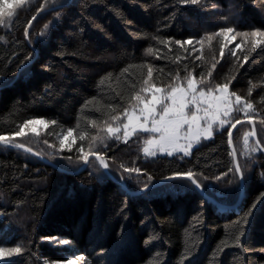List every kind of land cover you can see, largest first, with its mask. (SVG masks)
<instances>
[{"label":"trees","instance_id":"trees-1","mask_svg":"<svg viewBox=\"0 0 264 264\" xmlns=\"http://www.w3.org/2000/svg\"><path fill=\"white\" fill-rule=\"evenodd\" d=\"M198 1L27 0L0 25V135L12 138L25 121L40 120L49 142L69 129L74 142L54 155L41 140L16 139L46 163L0 146V247L23 249L3 264L77 257L86 258L79 264H264V45L252 50L248 42L221 56V37L205 39L215 23L264 31V0ZM149 67L158 87L190 75L214 87L227 83L252 104L261 150L250 139L257 150L245 156L249 124L215 130L188 156L147 157V136L104 137L101 126L130 107ZM87 153L102 157L113 179L95 159L85 165ZM189 171L204 195L187 179L140 192Z\"/></svg>","mask_w":264,"mask_h":264},{"label":"snow or ice","instance_id":"snow-or-ice-1","mask_svg":"<svg viewBox=\"0 0 264 264\" xmlns=\"http://www.w3.org/2000/svg\"><path fill=\"white\" fill-rule=\"evenodd\" d=\"M186 3H192L196 4L198 0H185ZM25 3V0H19V4L17 7L20 5H23ZM15 15L14 10H10L8 6V0H0V25H4L6 21H10L11 18ZM35 19V17H33ZM45 28H47V25H45ZM234 29L232 28H223L219 32L207 36L205 39H207L209 42L213 40L214 37H225L228 38L229 34L233 33ZM242 37V43H246L249 39H251V46L252 50H255L257 47L264 45V31H261L259 29L254 30L252 32H236L235 35L231 36V40H235L236 37ZM161 43H165L164 41H161ZM177 44H181L182 42L176 41ZM185 43L191 44L192 41H186ZM197 43H200L203 45L204 39L198 41ZM226 45H221L220 47V55H224V47ZM236 48H241V44H237ZM231 55L235 56L236 52L235 50H230ZM153 50L148 49V53L152 54ZM199 59V57H197ZM243 59L247 61L248 56L244 55ZM215 67V64H213V68ZM125 72L127 69L124 70ZM208 75H211V72L208 73ZM152 77V70L149 67L148 73H147V78L144 79L143 83L144 85L149 84V80ZM106 79H111V74H109ZM253 87H255L253 85ZM196 89L197 85L193 82V80L189 79L188 80V88L185 90L182 87H171L170 92L167 95H157L158 93H162L163 90L161 88L155 87V85H152L151 87H143L140 92L134 93L131 97V99L135 100L137 102L136 106L133 107L132 111L130 112L128 109L124 110V115L127 117V123L123 125L125 132L124 135L128 136L129 135V129H131L132 133H135L138 129L139 130H144V131H150V132H155V133H160L159 140H149L147 143L149 145H158L159 150L162 152H167L168 155H172L173 151H183L185 155L190 154L189 149L193 146L191 142H189L186 146L185 145H180L178 141L181 139V129L185 124H187L188 127V134H191L193 130V126H196L198 130V121L202 119L203 117L198 116L195 112H192L191 116L189 117L185 109L189 108V104H196L198 103V98L196 96ZM216 90H218L221 95L217 97H212L211 93L213 89L209 88L208 89V99L205 101L208 105L206 109H204L205 116H209L210 119L213 122L219 121V125L223 127L226 123L229 121L220 119V113L223 112L224 116H229V114L233 111L232 108V101L227 95L228 93V84L224 85H217ZM151 92V98L150 99H145L144 95L142 93L145 92ZM252 88L249 89V95H251ZM189 95H191V100L186 99ZM205 92L203 90L200 91L199 93V99L203 100L205 97ZM232 96H235V104L239 105L242 103V98L235 93L231 94ZM166 100H170L171 104L165 103ZM225 101L227 103L225 104ZM93 101H89L88 103H92ZM142 105V107H140ZM157 105L160 106V113H159V119H156L157 113ZM139 108V113L140 115L137 116L135 115L136 108ZM210 110H212L210 112ZM240 111H248L252 110V104L251 103H244L243 108L239 109ZM190 111V109H189ZM199 111V108L197 109ZM140 116L144 117L145 123H139L140 121ZM151 118L152 120V127L148 128L146 126L148 119ZM113 120H119V116H112ZM29 123H32V121H25L24 126H27ZM39 123H44L45 127H47V122L39 121ZM52 124H55V121L51 122ZM240 121L237 120L235 124H232V128L236 127V124H239ZM264 123V121H262ZM78 127V125H77ZM35 131V129H33ZM73 129L68 130V135L72 134ZM109 133L115 134L119 132V128H111L109 127L108 129ZM24 134L23 133V126H21L20 131L16 132V136H20ZM186 134V135H188ZM204 135L205 137H210L212 135V124L210 123L208 127L204 130L203 133H199L195 137H192L195 142H199V136ZM248 135H255V132L252 133H246L245 134V139L244 143L247 146L248 144ZM119 137H117L118 139ZM80 139L83 140L84 137L83 135L80 136ZM97 139L96 137H93V140ZM229 144L232 143V133L229 131ZM0 143L3 144H12L14 147L18 148H24L25 146L23 144H13V141L10 140L8 137L0 135ZM259 143V141H257ZM63 140H61V146L63 147ZM26 151H31L30 148L25 149ZM69 150L71 148L69 147ZM257 149L256 147H252L251 151L255 152ZM80 152H83V148L79 149ZM146 155H155L154 151H150L149 147H145L143 149ZM232 155H235L233 152ZM98 160H100L101 164L103 167L107 168L108 164L104 162L102 157L97 156L96 157ZM82 159L84 160L85 163L88 161V156L83 155ZM237 173H241V178H242V170L239 166V164L236 165L234 169ZM125 171L131 172V171H139V169H127L125 168ZM229 171H233V169H229ZM227 175V173H225ZM184 176L191 180L193 183H196L194 179V174L189 171L188 173H185ZM217 179H220V177H217ZM197 187L199 185L197 184ZM264 198V197H262ZM256 207V204L254 203L252 205V209ZM252 209L249 210L248 213L245 214V216L242 218L244 223L248 222V217L252 214ZM239 223V222H238ZM243 235V233H241ZM235 241L237 244H239L240 241V236L235 237ZM57 243L61 244H68L69 241L67 240H58ZM222 245L227 246V241H222ZM222 250V248H221ZM23 251L22 246H16L11 249H6L4 247H0V258L4 257L6 254H20ZM76 259L84 260L86 259L85 257H77ZM67 264H76L75 260H68Z\"/></svg>","mask_w":264,"mask_h":264},{"label":"rangeland","instance_id":"rangeland-1","mask_svg":"<svg viewBox=\"0 0 264 264\" xmlns=\"http://www.w3.org/2000/svg\"><path fill=\"white\" fill-rule=\"evenodd\" d=\"M26 2H27V0H25V3ZM18 4H19V0H8L9 9L10 10H14V12H16V10L20 9L24 5L23 4V5H20L19 7H17ZM226 23L228 24L229 22H226ZM217 24L218 23H215L214 25H217ZM214 25H213V31L212 32H208L206 34L213 35V34L219 32L221 29H223V28H221L223 26H218V25H217L218 27H216L214 29ZM224 28H232V29H234V32L231 33V34H229V37L228 38H225V37H222V36L220 38L221 45H226L224 47V49H225L224 52H229V49L235 48L238 43H240V44H246L248 42H251V39H249L246 43H242L243 38L242 37H239V36H237L235 40H231V36L235 35L236 32H242V31H238L237 28L234 27L233 25H232V27L226 26ZM252 31H254V30H250L249 32H252ZM215 40L216 39L214 38L211 42H209V41L207 42V39H206V43L210 45ZM206 43H203V45H201L200 43H198L197 49L200 48V50H201L206 45ZM189 79L193 80V82L197 85L196 96L198 98V103H196V104H189V108L188 109H185V112H186V114L189 117L191 116L192 112H195L198 116L203 117L202 119H200L198 121V130H197L196 126H193V130H192L191 134H188V127L189 126L187 124H185L183 126V128L181 129V139L178 141V143L180 145H185L186 146L189 142H191L193 146L191 147V149H189V153L192 151V149L200 141L210 139L212 137V135H213V133H214L215 130L217 131V130H220V129L224 128V127L232 126V124H235L236 123L237 119L240 122L241 121H251L250 119L252 118V110L240 111L239 109L243 108L244 103H246V102L242 100V103L241 104H239V105L235 104V96H232L231 93H229V90H228L227 95L229 96V98L233 102L232 103L233 111L229 114V116H224L223 115V112H221L220 113V119H223V120H226V121H229V122L226 123L223 127H221L219 125V121L213 122L210 119V117L209 116H205V113H204V109H206L208 107L207 103L205 102L208 99V89L209 88L213 89V91L211 93V96L212 97L220 96L221 93L218 90H216V87H214L213 85L210 84L211 81L209 79L203 80V81L195 80L191 75L188 76L184 80H179V81L174 82L171 85V87H182L185 90H187V88H188V80ZM152 85H153V83H151V81L149 80V84L147 86L143 84V86L141 87V89L143 87H151ZM155 87L161 88L163 90L162 93H158L157 95H167L170 92V90H171V87H166V88L165 87H158V86H155ZM201 90H203L205 92V94H206L203 100H200L199 99V93H200ZM142 94L144 95L145 99H150L151 98V95H152V93L150 91L149 92L142 93ZM186 99L191 100V95H189ZM165 103L171 104V101L170 100H166ZM226 103H227V101H225V104ZM136 104H137V102L134 100V102L127 109L131 112L132 109H133V107L136 106ZM140 107H142V105H140ZM198 108H199V111H197ZM189 109H190V111H189ZM211 111L212 110H210V112ZM157 113L158 114L156 115V119H159V113H160V106L159 105H157ZM135 115H137V116L140 115L139 108L138 107L136 108ZM119 117H120L119 120H113L112 119L111 121L106 122V123H104L101 126V128H102V134H103L104 137L109 138V139H117V137H119L117 140H120L122 142H125V141L131 139L134 136H139V137L147 136V138L142 139V141L144 142V143H142L143 144V149L145 147H149L150 148V151H154L155 152V155H146L145 152L143 151V154L145 156H147V157H155L157 155L173 156V155H177V154H180V155H183V156H188L189 155V154L188 155H185L183 151H173V154L172 155H168L167 152L160 151L158 145H155V144L149 145L147 143V141H149V140H159L160 133H155V132H150V131H144V130H139V129L135 133H132L131 132V129H129V135L128 136H125L124 135L125 129H124L123 125L125 123H127V117L124 115V112L121 115H119ZM39 121L40 120H33L32 123H29L27 126H24L23 125V133L24 134H22L20 136L14 135V137L9 138V139L13 141V144H21V142L16 141L17 138H19L20 140L22 138L32 139V140H36V139L37 140H41L42 141V144H43L41 146V149L43 151L47 152L48 154H52L53 153L54 155L58 154L61 151H69V147L72 148L74 142H73L72 136L71 135H68V131L62 132L61 134L53 137V139L51 140V142H49V140H48V137L49 136H46L45 133H44L45 132V129H46L45 124L44 123H39ZM139 123H145L143 116H140ZM210 123L212 124V135L210 137H205L204 135H200L199 136V142L198 143L195 142V140H193L192 137L197 136L198 135V132L199 133H203L204 130L208 127V125ZM242 124H248V123L245 122V123H242ZM146 126L148 128H151L152 127V120H151V118L148 119ZM253 126H254V124H253ZM109 127H111V128H119V132H117V133H115L113 135V134L109 133V131H108ZM33 129H35V131H33ZM246 133H252V132H251V130L250 131L244 130L242 132L243 145H244L245 148L248 149V151H247V153H246L245 156H246V158H249L254 153L250 149V146H251L250 145V139L253 140V138H252V135H248V137H247L248 144L246 146L245 143H244V139H245V134ZM186 134H188V135H186ZM61 140H63V142H64L63 147L61 146ZM94 143H95V141H94ZM10 145H12V144H10ZM23 149H28V148L24 147ZM86 155L88 156V160L90 158L95 159L93 156H96L97 157V155H93V153H87ZM236 162H237V160H236ZM237 164H238V162H237ZM85 165H86V163H85ZM8 249H11V248H8ZM15 255L16 254H6L4 257L0 258V264H3L5 262L13 259ZM69 260H75V259L72 258V259H69ZM67 261L62 262V263H59V264H67ZM75 262H76V264H79L78 259L75 260Z\"/></svg>","mask_w":264,"mask_h":264},{"label":"water","instance_id":"water-1","mask_svg":"<svg viewBox=\"0 0 264 264\" xmlns=\"http://www.w3.org/2000/svg\"><path fill=\"white\" fill-rule=\"evenodd\" d=\"M245 122H247L248 124H250V126H251V132H255V130H254V126H253V123H252L251 121H241L239 124H236V127L240 126L242 123H245ZM236 127H235V128H236ZM235 128H232L231 131L234 130ZM252 138H253V141H254L255 145L261 150V147L259 146V143H257L256 135H252ZM0 146L7 147V148H11V149L23 150L22 148L14 147V146L9 145V144H3V143H0ZM229 147H230L231 152L233 153L232 143L229 144ZM23 151L26 152L27 154H29L30 156L34 157L35 159L39 160V161H43V162H45V163L47 162L45 159L41 158L40 156H38V155H37L36 153H34L33 151H26V150H23ZM232 156H233L234 167H236L237 162H236V159H235V155H232ZM93 157L96 159V161L98 162V164L101 166V168L103 169L104 173H105L109 178L113 179V178L111 177V175L108 173V171L105 169V167L102 166L101 162L96 158V156H93ZM236 173H237V172H236ZM237 175H238V178H239L240 190H241V194H242V193H243V185H244V184H243V178H241V173H237ZM175 179H187V178H186L185 176L171 177V178H168V179L163 180V181H161V182L155 183V184H153V185H151V186H149V187H146V188L140 190V192H144V191L150 190V189H152V188H155V187L161 186V185H163V184H165V183H167V182H169V181L175 180ZM187 180H189V179H187ZM189 181L193 184V186H194L195 188H197L196 183H193L191 180H189ZM198 190H199V189H198ZM199 192H200L202 195H204V194L201 192V190H199ZM207 199H208L209 201H212V200L209 199V198H207ZM212 202H213V201H212ZM220 207L224 208L225 206H220Z\"/></svg>","mask_w":264,"mask_h":264},{"label":"bare ground","instance_id":"bare-ground-1","mask_svg":"<svg viewBox=\"0 0 264 264\" xmlns=\"http://www.w3.org/2000/svg\"><path fill=\"white\" fill-rule=\"evenodd\" d=\"M196 189H197V191H199V190H200V188H199V187H197ZM198 189H199V190H198Z\"/></svg>","mask_w":264,"mask_h":264}]
</instances>
